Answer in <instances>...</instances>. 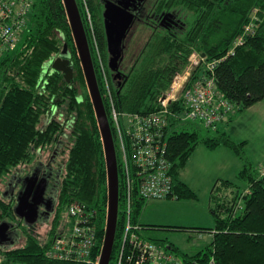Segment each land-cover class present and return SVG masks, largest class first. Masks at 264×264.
I'll return each mask as SVG.
<instances>
[{
	"label": "trees",
	"instance_id": "1",
	"mask_svg": "<svg viewBox=\"0 0 264 264\" xmlns=\"http://www.w3.org/2000/svg\"><path fill=\"white\" fill-rule=\"evenodd\" d=\"M77 2L114 140L116 133L95 41L102 53L115 106L120 112L143 114L157 110L159 98L169 89L175 74L186 67L194 50L209 61L220 60L213 72H206L215 75L218 89L236 105L237 116L264 100V0H149V6L156 11L183 9L189 16L190 26L177 35L153 31L121 79L114 78L108 65L110 55L103 1ZM86 6L91 13L95 39L89 31ZM253 19V32L245 35L244 43L234 54H229L235 40L244 34ZM143 26L149 27L147 23ZM65 44L71 52L73 81L68 82L62 72L53 68L43 76L45 65ZM234 118L224 122H232ZM170 125L168 156L172 162L175 199L198 200L197 192L181 179V172L200 144L210 150L230 149L241 160L242 168L235 181L218 179L213 184L208 207L215 225L210 228L141 223L139 219L147 202L139 197L138 186L134 183L131 222L138 227L136 233L155 243L170 245L182 255L185 264H207L211 258H215L217 264H264V176L259 166L246 155L247 141L235 140L219 126L215 132L205 127L208 135H204L199 125L190 121L172 119ZM52 157H58L59 161L64 159L63 163L60 161L63 165L60 208L43 236L31 235L20 246L3 250L0 264H84L51 260L46 255L52 237L67 218L69 205L81 202L96 211L100 226L99 249L107 221L104 147L64 0H32L31 15L18 47L0 56V192L16 171L36 160ZM117 158L119 162L118 150ZM118 168L119 215L110 264L118 263L127 223L123 212L127 191L120 162ZM193 229L194 233H208L212 238L204 248L190 254L180 252L172 242L145 234Z\"/></svg>",
	"mask_w": 264,
	"mask_h": 264
},
{
	"label": "built area",
	"instance_id": "2",
	"mask_svg": "<svg viewBox=\"0 0 264 264\" xmlns=\"http://www.w3.org/2000/svg\"><path fill=\"white\" fill-rule=\"evenodd\" d=\"M32 0H0V54L17 48L27 27ZM87 22L93 29L89 8ZM254 30V20L234 42L229 54L244 43ZM95 39V38H94ZM96 44V41H95ZM110 113L116 133L115 146L127 196L123 208L126 229L117 264H185L170 245L142 238L131 222L132 188L136 183L139 197L146 202L175 199L172 162L168 156V134L172 119L201 122L215 130L220 123L237 116L236 105L218 89L214 68L220 60L209 61L194 50L186 67L173 77L169 89L159 98L158 109L148 113L120 112L114 103L111 85L102 57L97 53ZM207 70L212 71L207 74ZM118 162V165H119ZM264 176V162L259 165ZM107 222V221H106ZM106 229V226H105ZM100 226L96 211L85 203L69 205L66 220L52 237L46 255L51 260L99 264ZM104 240V239H103ZM207 264H217L211 258Z\"/></svg>",
	"mask_w": 264,
	"mask_h": 264
},
{
	"label": "flooded vegetation",
	"instance_id": "3",
	"mask_svg": "<svg viewBox=\"0 0 264 264\" xmlns=\"http://www.w3.org/2000/svg\"><path fill=\"white\" fill-rule=\"evenodd\" d=\"M102 1L104 3L106 0ZM124 1L129 6L128 10L135 16L124 41V56L119 64V71L123 77L126 75L122 68L124 61L127 59L126 64L129 67L133 65L136 55L142 52L143 43L149 39L153 31H169L177 35L186 32L190 26L189 16L181 8L156 11L149 6V0ZM167 15L168 19L164 20ZM143 23H147L149 27H144ZM135 37L138 38L134 39ZM128 54H132L129 59ZM60 169L58 157L36 160L16 171L4 184L0 192V204L6 208L2 210L0 207V252L24 243L31 235L39 237L37 231L39 224L45 225V228L51 226L54 215L60 208L62 173Z\"/></svg>",
	"mask_w": 264,
	"mask_h": 264
},
{
	"label": "water",
	"instance_id": "4",
	"mask_svg": "<svg viewBox=\"0 0 264 264\" xmlns=\"http://www.w3.org/2000/svg\"><path fill=\"white\" fill-rule=\"evenodd\" d=\"M69 22L81 66L85 75L88 91L94 106L102 143L105 153L108 180V209L105 235L99 264H110L116 238L119 215V168L115 140L105 104L99 87L84 21L77 0H64ZM124 0L104 1V27L107 50L110 55L109 68L115 73V79H121L119 64L123 57L124 41L130 31L134 14L128 10ZM168 19V15L164 20ZM173 24H177L173 22ZM52 68L63 73L64 78L71 82L74 79V67L71 63V52L66 44L59 56L52 61ZM4 230V229H1Z\"/></svg>",
	"mask_w": 264,
	"mask_h": 264
},
{
	"label": "rangeland",
	"instance_id": "5",
	"mask_svg": "<svg viewBox=\"0 0 264 264\" xmlns=\"http://www.w3.org/2000/svg\"><path fill=\"white\" fill-rule=\"evenodd\" d=\"M85 13L88 19L89 15H88L87 10H85ZM90 29L91 30L89 31L92 34V37L94 38L95 37L94 29L92 28ZM138 36H140V33ZM93 38L92 40L94 41ZM137 38L138 37H135L134 39H137ZM140 45H142V42ZM95 51L96 53H99L102 57V53L100 51L98 43L95 44ZM59 54L56 57H54L52 61L56 59L59 56ZM131 56L132 54H128V59ZM137 57H138V54L136 55V58ZM126 60L124 61V64H123L124 66L122 67L124 72H127L128 69L131 67V66L129 67V65L126 64ZM52 61H50V63H47L45 65L44 70H43V76H45L47 72L49 71V69L52 68L51 67ZM130 63L131 62L129 61V64ZM263 107H264V103H263ZM241 114H244V115H242L239 119H237V120H240V123H238L237 125L235 121H233L232 126L229 127L228 129L225 128V130L229 131L232 137L241 139V142L247 141V145L245 146L246 155L254 163V159L260 156L264 151V114L262 113L257 114L254 111H250V113H247L246 109L243 110ZM237 117L238 116H236V118ZM192 123L199 125L204 135H208V130L205 128V126L201 122H192ZM213 132H215V130H213ZM205 153H210V151L207 150V148L203 144L198 145L197 149L191 156L186 168L181 172L182 180L184 181L187 180L191 184L199 186L198 187L199 191L196 190L198 197H199V199L196 200L198 202V206H197L198 211L190 212L193 219H191L189 222H187L188 221L187 220L185 221V223L191 226H184V227L209 228V227H212V225L213 227L215 225V219L213 215L211 214L209 207H208L209 199L207 200V196L208 195L210 196V192L208 194V191L206 192L205 190H209L210 187H212L211 185H213L210 182V180L213 179V177L211 178V176L219 172V171H216L218 169L216 165L218 158H209L208 156L205 155ZM63 160L64 159H61L60 161L63 163L64 162ZM60 167L61 169H63V165H61V163H60ZM2 189H3V186H2ZM168 201L171 202L172 200H168ZM156 203H161V202H156V201L147 202L146 207L142 213V216L139 219L141 223L150 224V223L156 222L154 220V217H152L155 214L156 205L154 204ZM205 207L207 208V211H205L204 209ZM157 214H158V217L160 218L168 219L169 217L178 214V212L177 210H174L173 208L169 207V208H164L162 210L159 209V211L157 210ZM47 230L48 228H45V225L39 224V229L37 230L39 233L38 235L43 236ZM193 231L195 230L194 229L190 231L161 230V231H149V233H145V234H147L149 237L152 236V238L155 237V239H163L165 241L172 242L180 249V252L190 254V253L198 252L200 249L204 248L206 244H208L211 241V237L209 236L208 233H194ZM145 232H148V231H145ZM20 244L22 243L17 244L15 247L20 246ZM179 255L182 258V255L181 254Z\"/></svg>",
	"mask_w": 264,
	"mask_h": 264
},
{
	"label": "crops",
	"instance_id": "6",
	"mask_svg": "<svg viewBox=\"0 0 264 264\" xmlns=\"http://www.w3.org/2000/svg\"><path fill=\"white\" fill-rule=\"evenodd\" d=\"M3 55H4V53L0 54V56H3ZM263 103H264V100L255 104L254 106L250 107L249 109H247V113H250V111H254L257 114H261V113L264 114ZM242 115H244V114L238 115V117L234 118L232 120V122L235 121V123L238 125V123H240V120H237V119H239ZM232 122L221 123L219 125V127H223V128L228 129L229 127L232 126ZM234 139L237 141H241V139H239V138H234ZM207 150H209L210 153H205L206 156H208L209 158H218L217 162L216 161L215 162H216V165L218 167V169L216 171H219V172H217L215 175L213 174L211 176V178L213 177V179L210 180L211 184H214L218 179L235 181L238 172L242 168V162L237 157V155L234 152H232L230 149L225 148V147H219L215 150H210V149H207ZM263 162H264V151L260 156H258L257 158L254 159V163L256 166H259ZM184 182L187 183L195 191L196 190L199 191V188H198L199 186L193 185L187 180H185ZM211 186H213V185H211ZM211 188L212 187H210V189ZM210 189L205 190V191L206 192L208 191V194H209ZM198 199H199V197H198ZM208 199H209V195L207 196V200ZM168 200H172V201L169 202ZM156 202H161V203L154 204V205H156L155 214L152 217H154V220L156 222L150 223L153 225L191 226L189 224L187 225V223H185V221L188 220L187 222H189L191 219H193L192 215L190 214L191 211H193V212L198 211V207H197L198 202L196 200L167 199V200H161V201H156ZM169 207L173 208L174 210H177L178 214L171 216L168 219L158 217L157 210L159 211V209L162 210L164 208H169ZM204 209H205V211H207L206 207ZM175 224H177V225H175ZM212 227H213V225H212ZM209 236L212 238V236L210 234H209Z\"/></svg>",
	"mask_w": 264,
	"mask_h": 264
}]
</instances>
